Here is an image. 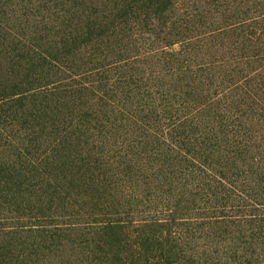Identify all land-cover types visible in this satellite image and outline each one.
<instances>
[{"label": "trees", "instance_id": "1", "mask_svg": "<svg viewBox=\"0 0 264 264\" xmlns=\"http://www.w3.org/2000/svg\"><path fill=\"white\" fill-rule=\"evenodd\" d=\"M90 1L64 0L66 18L0 64V264H264V17H236L238 54L218 57L186 38L176 0ZM159 32L179 49L139 59L134 37L154 47ZM232 217L245 233L229 254L200 250Z\"/></svg>", "mask_w": 264, "mask_h": 264}, {"label": "rangeland", "instance_id": "2", "mask_svg": "<svg viewBox=\"0 0 264 264\" xmlns=\"http://www.w3.org/2000/svg\"><path fill=\"white\" fill-rule=\"evenodd\" d=\"M90 1V0H89ZM179 7L182 8L181 11H186L187 13L192 14L194 16V20L189 28L191 31L186 32V38H191V42H195L199 40L200 42L197 43V47L199 48L198 52L203 54H211L212 48L216 50V55L221 57L226 53L230 52L232 54H238V48L241 47L240 40L241 38L238 37L241 33L231 32L230 30H226L225 28H230V25L234 23L236 17L240 19L247 20H259L264 17V0H252L251 3H247L248 0H224L228 3V7H219V4L223 1L221 0H176ZM212 5H209V3ZM70 2L65 3L64 0H0V64L3 69L5 67H9L10 63H12L13 58V47L15 44L20 45H35L38 41V38H43L44 36H48L52 32L50 28L56 27L58 23L66 18L63 17L64 13L68 9V5ZM87 2H85V5ZM259 4V5H257ZM255 8L251 9V6ZM88 9L94 8L97 11L104 10L110 8L109 0H91L87 4ZM237 12H242L243 14L240 15ZM105 13V12H104ZM66 14V13H65ZM263 14V15H262ZM258 16V17H255ZM63 17V18H62ZM84 19V18H83ZM250 20L246 21L247 25L250 24ZM209 21V22H208ZM208 22L207 25L201 26L200 23ZM156 25V23L154 22ZM262 24L259 23L257 25H253L252 30L256 34H259L257 31ZM221 28V30H225V33L222 35L215 36L213 38H207L210 31ZM50 30V31H49ZM49 31V32H47ZM154 32H157V29H154ZM162 32H164L162 30ZM213 32V31H212ZM218 32V31H217ZM48 33V34H47ZM160 33V32H159ZM244 34V33H242ZM149 37V36H148ZM161 39L164 38L165 40H159L154 47H150V42L143 39H138V37H134L137 40V48L138 54H140L139 59L145 60L144 57L147 56V52H149V48H160L162 49L164 46V42L173 40L172 46L170 49L178 50L179 49V40L178 37H171L160 33ZM201 38H205L202 40ZM151 39L152 36H151ZM171 42V41H170ZM240 45V46H239ZM258 48L263 47L262 45H258ZM17 48V46H16ZM251 48H255L252 47ZM236 49V51H234ZM235 52V53H234ZM11 53V54H10ZM147 64L145 63L143 66L139 65L138 69L140 70V66L145 73L149 72H161L163 77V71L167 66L164 64V60L162 63H156L155 60L152 62L150 60ZM145 61V62H147ZM167 61V60H166ZM264 62V61H263ZM263 64V63H262ZM264 68V65H263ZM179 78H182V75L179 74ZM164 81L166 83H173V80L169 79L168 76H165ZM184 81H182L183 84ZM181 83H178L180 85ZM4 149L0 150L3 151ZM142 189V188H141ZM140 188L136 189L135 193L138 191H142ZM138 194V193H137ZM180 199V208L186 207L189 208L190 211L187 215V210L183 211L182 216L188 217H195V213L197 212L195 209H192V203L185 201L183 196H178ZM197 203V202H196ZM138 211H143V208L137 207ZM147 213L134 215L135 220H139L142 222V219L145 218ZM186 214V215H184ZM234 215V214H232ZM3 213H0V217H4ZM202 216V215H199ZM197 222H209V218H197ZM236 218L232 217L229 220L225 221H234L233 225H230L228 228L224 229L215 228L214 226L205 227L201 233V238L197 241V245L200 250L206 251H216L217 254L228 253L231 248H234L235 243L233 237L237 235H241L245 233V227H243L242 222L235 220ZM212 220V219H211ZM6 222V221H3ZM0 219V223H3ZM10 222L7 220V223ZM20 225L22 224H33L34 222H19ZM67 223H75V222H67ZM219 229L224 230L223 233L217 232ZM247 231V229H246ZM198 235V233L196 234ZM215 236H220L221 239H215ZM231 239V240H230ZM230 240V241H229ZM72 250V249H71ZM71 250L67 247L65 250L61 252L52 253L49 258L51 263L54 262L57 257L54 258L57 254H63L62 257H67L71 255ZM74 251V250H73ZM72 251V252H73ZM229 254V253H228ZM60 260V259H59Z\"/></svg>", "mask_w": 264, "mask_h": 264}]
</instances>
